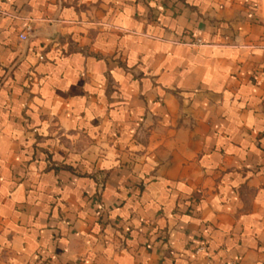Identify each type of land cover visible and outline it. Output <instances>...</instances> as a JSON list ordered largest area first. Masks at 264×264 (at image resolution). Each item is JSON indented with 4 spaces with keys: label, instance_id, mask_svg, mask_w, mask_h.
<instances>
[{
    "label": "crops",
    "instance_id": "crops-1",
    "mask_svg": "<svg viewBox=\"0 0 264 264\" xmlns=\"http://www.w3.org/2000/svg\"><path fill=\"white\" fill-rule=\"evenodd\" d=\"M0 264H264V0H0Z\"/></svg>",
    "mask_w": 264,
    "mask_h": 264
},
{
    "label": "built area",
    "instance_id": "built-area-1",
    "mask_svg": "<svg viewBox=\"0 0 264 264\" xmlns=\"http://www.w3.org/2000/svg\"><path fill=\"white\" fill-rule=\"evenodd\" d=\"M21 38H22V39H27V35H24V34H23V35H21Z\"/></svg>",
    "mask_w": 264,
    "mask_h": 264
}]
</instances>
